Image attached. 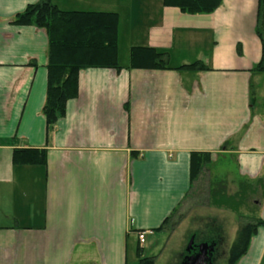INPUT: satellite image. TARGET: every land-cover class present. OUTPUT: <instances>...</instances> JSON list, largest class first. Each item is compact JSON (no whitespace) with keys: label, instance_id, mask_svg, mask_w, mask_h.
Listing matches in <instances>:
<instances>
[{"label":"crops","instance_id":"0c3cea01","mask_svg":"<svg viewBox=\"0 0 264 264\" xmlns=\"http://www.w3.org/2000/svg\"><path fill=\"white\" fill-rule=\"evenodd\" d=\"M40 1L0 0V264L139 261L138 233L166 232L189 197L193 153L260 180L252 218L264 221L258 0L202 14L165 0H52L67 12L118 14L122 67L81 70L78 96L52 126L43 112L48 34L13 23ZM134 48L168 53L170 68H128ZM195 62L207 70L179 69ZM16 151L45 152L46 162L16 164ZM237 264H264V226Z\"/></svg>","mask_w":264,"mask_h":264},{"label":"trees","instance_id":"16d2710c","mask_svg":"<svg viewBox=\"0 0 264 264\" xmlns=\"http://www.w3.org/2000/svg\"><path fill=\"white\" fill-rule=\"evenodd\" d=\"M224 0H165L168 6H176L185 13L202 14L214 12ZM258 15L256 32L262 43V57L256 72L264 73V0H258ZM14 24L19 26H34L45 30L49 37L50 53L48 63L47 100L44 114L48 125H54L66 113L67 103L78 96L79 73L89 68H111L121 70L118 62L119 16L114 13L101 12H67L61 10L52 0H41L27 7L25 11L15 16ZM132 69H169L168 53L159 52L153 48H134L130 53ZM193 71L207 70L200 62L180 67ZM16 164H45L46 154L40 151L14 152ZM212 164V156L207 153L191 155V191L195 183L203 176ZM256 185H243L235 195H229L225 189L217 191L218 185L212 183L210 200L213 207L231 209L239 212L246 208L251 197L257 195L261 186L260 180ZM188 198V197H187ZM176 212V211H175ZM171 215L159 229H166ZM264 221L254 218L253 223L244 225L237 235L230 251L229 264H237L247 253L251 238L257 233ZM137 264H155V258L143 257L139 250Z\"/></svg>","mask_w":264,"mask_h":264},{"label":"rangeland","instance_id":"374dc122","mask_svg":"<svg viewBox=\"0 0 264 264\" xmlns=\"http://www.w3.org/2000/svg\"><path fill=\"white\" fill-rule=\"evenodd\" d=\"M128 58L126 46H123L122 57ZM128 60V59H127ZM257 180L240 178L235 176V167L232 161L221 160L218 164L208 167L203 176L195 183L194 191L183 202L167 223L163 233L147 239L142 245L145 257L155 258V264H174L177 255L181 254V260L185 253L192 234L197 233L199 237L204 236L224 237V250L228 254L237 238L241 228L246 222L253 223L252 213L262 204V198L257 195L251 197L246 208H241L237 213L231 209H220L213 207L210 200L211 184L215 183L217 191L225 189L229 195H235L240 186L256 185ZM260 184L262 182L260 181ZM259 203V204H258ZM258 204V205H257ZM257 215V214H256ZM140 245V244H139ZM141 247V245H140ZM134 252L137 255V245ZM229 254L218 261V264H229ZM135 257L130 264H136Z\"/></svg>","mask_w":264,"mask_h":264},{"label":"flooded vegetation","instance_id":"af4514ba","mask_svg":"<svg viewBox=\"0 0 264 264\" xmlns=\"http://www.w3.org/2000/svg\"><path fill=\"white\" fill-rule=\"evenodd\" d=\"M203 244H208L209 246H214V252L211 256V264H218V261L222 258L227 257L230 253H226L223 246H224V239L222 236L217 238L212 236H204L203 238L199 237V235L195 236V249H192L189 253L186 249L185 253L183 254L182 260L180 264H189V257L199 253V247ZM197 248V249H196Z\"/></svg>","mask_w":264,"mask_h":264},{"label":"water","instance_id":"95a60500","mask_svg":"<svg viewBox=\"0 0 264 264\" xmlns=\"http://www.w3.org/2000/svg\"><path fill=\"white\" fill-rule=\"evenodd\" d=\"M195 237H192L187 251L190 253L192 249H195ZM197 249V248H196ZM214 252V246L203 244L199 247V253L189 257V264H211V256Z\"/></svg>","mask_w":264,"mask_h":264},{"label":"built area","instance_id":"2783aa9c","mask_svg":"<svg viewBox=\"0 0 264 264\" xmlns=\"http://www.w3.org/2000/svg\"><path fill=\"white\" fill-rule=\"evenodd\" d=\"M138 240H139V244L141 246L145 245L146 242H147V234H146V232H139L138 233Z\"/></svg>","mask_w":264,"mask_h":264}]
</instances>
